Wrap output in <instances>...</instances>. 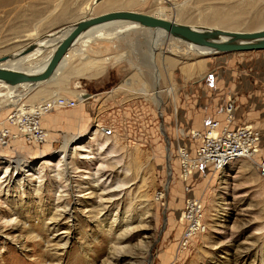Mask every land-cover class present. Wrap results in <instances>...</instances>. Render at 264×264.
Returning a JSON list of instances; mask_svg holds the SVG:
<instances>
[{
    "label": "rangeland",
    "instance_id": "obj_1",
    "mask_svg": "<svg viewBox=\"0 0 264 264\" xmlns=\"http://www.w3.org/2000/svg\"><path fill=\"white\" fill-rule=\"evenodd\" d=\"M161 7L195 26L264 27V0H0V56L85 16ZM112 31L68 53L48 83L0 84V264H264V50L179 55V38ZM212 121L256 127L259 153L185 174L181 152ZM195 222L205 230L189 233Z\"/></svg>",
    "mask_w": 264,
    "mask_h": 264
},
{
    "label": "water",
    "instance_id": "obj_2",
    "mask_svg": "<svg viewBox=\"0 0 264 264\" xmlns=\"http://www.w3.org/2000/svg\"><path fill=\"white\" fill-rule=\"evenodd\" d=\"M122 20L138 22L146 27L165 28L173 32L177 38L184 42H190L196 46L217 53L264 50V27L255 30H232L225 28L196 29L186 23H179L136 10H110L93 16H85L76 21L74 29L58 44L57 49L45 70L34 74H28L19 69L0 67V84L18 86L27 83H45L51 79L64 54L73 42L79 40L83 35L91 31L93 28H96L97 25L101 23ZM60 29L61 28L55 30L53 33H49V36H51V38L52 36H59L61 34ZM38 44V40L29 42L20 55L29 52ZM41 48V53L46 51V44L42 45ZM14 56H16L14 53L4 54L0 56V62L9 60Z\"/></svg>",
    "mask_w": 264,
    "mask_h": 264
},
{
    "label": "bare ground",
    "instance_id": "obj_3",
    "mask_svg": "<svg viewBox=\"0 0 264 264\" xmlns=\"http://www.w3.org/2000/svg\"><path fill=\"white\" fill-rule=\"evenodd\" d=\"M117 4V3H116ZM122 5V4H121ZM118 10V9H117ZM110 11V10H109ZM107 12V11H105ZM166 12H167V8L166 7H161L160 10L158 11L157 13V16L158 17H162V18H166L167 15H166ZM104 13V12H102ZM101 14V13H100ZM152 15V14H151ZM156 16V15H154ZM167 19V18H166ZM220 20H222V22L224 24H230L233 20L230 18V16H224L222 17ZM219 20V21H220ZM174 21V20H173ZM177 22V21H176ZM180 23V22H179ZM191 25V24H189ZM74 26H75V23L72 24V25H66L64 27H62L60 29V35L59 36H49V33L47 34V36H43L42 39H39L38 42L39 44L37 46H35L32 50H30L29 52L23 54V55H20V53L23 51V49H25L26 47H24L23 49L17 51V52H14V54L16 56L10 58L9 60H6V61H2L0 62V67H5V68H12V69H19L23 72H26L28 74H34V73H38V72H41L43 70L46 69L47 65L49 64V61L51 60L54 52L56 51L57 49V46L58 44L62 41V39L64 37H66L73 29H74ZM192 27L196 28V29H211V28H219V27H207V26H195V25H191ZM112 27H114L115 29L112 31ZM111 29V30H110ZM123 29H126V31H136V30H146V29H149V30H152L154 31L155 34H159V35H162L163 37L165 38H169V39H174V38H177L175 36V34L173 32H171L170 30H167L165 28H152V27H146L144 25H141L140 23L138 22H133V21H128V20H122V21H111V22H107V23H101L99 25H97L96 28H93L91 31H89L88 33H86L85 35H83L79 40H77L76 42H73L72 45L69 47V49H67L66 53L64 54L63 58H65V56L70 53V52H73V54L75 56H77V46L80 45L83 41H85L86 39L90 38V37H95L97 35H103L104 33H106L107 31H112L110 34H105V36H119V35H122L124 33H121V31ZM222 29V28H220ZM55 32V31H53ZM53 32H50V33H53ZM124 32V31H123ZM127 33V32H126ZM115 34V35H114ZM184 42V41H183ZM41 43V44H40ZM46 44V47L48 48V51H46L47 53H49L47 56V58L44 57V59H41L39 62H35V63H32L31 60H33V58H36L38 57L40 54H41V51H42V48L41 46L42 45H45ZM184 45L186 46L185 47H182V46H179V49H173L175 52L182 54V55H191L193 54V52H199V53H203V54H216L217 52L215 51H212V50H209V49H205V48H201L199 46H196L194 45L193 43H190V42H184ZM188 46V47H187ZM81 52L80 54H83V49H79ZM78 50V51H79ZM79 53V52H78ZM44 54V53H43ZM42 54V55H43ZM181 55V56H182ZM41 56V55H40ZM73 57V56H71ZM62 58V60H63ZM81 58V56H80ZM83 58V57H82ZM72 58H70L71 60ZM61 60V62H62ZM34 61V60H33ZM169 61V64L171 66H175L174 65V62H175V59H172L171 57H169L168 59ZM26 62H28V65L26 64ZM60 64L57 66L56 68V71L55 73L53 74V76L51 77V79H49L48 81H46L45 83H48L50 80H52L55 76V74L60 70V68L62 67V64ZM40 65V66H39ZM84 66H81V67H77L76 69L73 68L71 65H69V68L67 69L68 71H77V70H82ZM64 71V70H63ZM67 71V72H68ZM64 76V73L63 75ZM45 83H42V84H45ZM41 83L40 84H35V83H27V84H20L18 86H11V85H6V84H1L3 85L5 88H6V91L7 93H12L13 91H15L17 88H21V87H25L26 89H28V91L30 90H33L34 88H37L38 86H41L42 85ZM144 91V90H143ZM160 91V90H159ZM156 93V92H155ZM14 95V94H13ZM158 95V94H157ZM156 95V96H157ZM80 96H82L81 98H83V100H86L88 98L91 97L90 94H86V92H83L80 94ZM154 96V95H153ZM154 99V98H153ZM54 103H49L47 104V106L45 107H42V106H39L37 109L35 110H32V111H29V113H33V114H37V115H42L44 113V110L45 109H50L52 107H54ZM3 108V107H2ZM29 116V119L28 120H35V118H33V115H28ZM30 123H35V122H30ZM36 124V123H35ZM33 128H36V127H33V126H28L27 127V132L28 131H31V133H33ZM6 132V131H4ZM25 132V131H24ZM5 135V134H4ZM259 153V152H258ZM257 153V154H258ZM255 154V155H257ZM253 155V156H255ZM68 157V147H67V144L66 146L64 147L63 149V155L60 157V161L58 162L59 164L61 163V161H64V159H67ZM241 159V158H239ZM244 159V158H242ZM238 160V159H236ZM233 162H235V160H232L228 165L232 164ZM20 165V163H19ZM10 166V164H9ZM8 166V167H9ZM224 169V168H223ZM217 171H220V170H217ZM8 173V171L5 172L4 174V177L6 176V174ZM11 182V181H10ZM1 185V183H0ZM0 191H2V188L0 186ZM185 214V213H184ZM183 214V215H184ZM194 227H192L189 231V233H195V231L197 230H201V229H204L205 230V226L203 227L201 224H198L197 222L194 223L193 225Z\"/></svg>",
    "mask_w": 264,
    "mask_h": 264
},
{
    "label": "built area",
    "instance_id": "obj_4",
    "mask_svg": "<svg viewBox=\"0 0 264 264\" xmlns=\"http://www.w3.org/2000/svg\"><path fill=\"white\" fill-rule=\"evenodd\" d=\"M56 104L66 107L76 106L75 100L58 99ZM54 103V104H55ZM261 133L251 124H243L237 127L229 125L220 126L218 121H212L202 141L192 155L182 153L183 172L190 173L202 164H210L216 170H222L232 161L239 158L252 157L260 150ZM259 174L264 178V158L258 165ZM194 211H199L200 206L189 203Z\"/></svg>",
    "mask_w": 264,
    "mask_h": 264
}]
</instances>
